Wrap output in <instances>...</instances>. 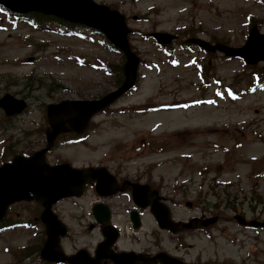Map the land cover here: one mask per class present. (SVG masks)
Listing matches in <instances>:
<instances>
[{"label": "rangeland", "instance_id": "374dc122", "mask_svg": "<svg viewBox=\"0 0 264 264\" xmlns=\"http://www.w3.org/2000/svg\"><path fill=\"white\" fill-rule=\"evenodd\" d=\"M120 8L143 16V20L131 16L128 20L133 29L130 42L141 58L138 87L95 118L85 143L60 141L49 155L50 162L69 158L78 165L95 164L101 155L123 154L126 144L135 148L147 141L148 134L160 138L173 134L170 144L164 139L157 145L161 151L140 148L118 160L125 159L129 172L147 169L155 177H164L168 194L175 190L174 181L185 180L180 196L203 200L207 211L217 212L213 206L222 210L228 205V216L242 209L264 220V60L258 59L257 64L252 60L249 65L220 52L209 55L179 46L167 56L148 34L162 30L177 34L178 42L196 36L240 47L246 45L254 25L264 34V0H125ZM40 21L42 28L35 29L10 21L0 11V97L10 92L29 103L27 111L15 118H7L0 108V161L8 143L16 151L43 146L48 103L97 99L115 89L119 75H113L125 61L120 52L105 46L102 35L83 31L67 37L44 30L54 25ZM253 44L256 52L264 54L263 42ZM109 62L112 75L105 69ZM157 104L183 107L166 110L159 106L140 112ZM31 206L19 203L13 211L20 212L23 220L32 216L28 213ZM56 209L64 220V202ZM177 211L180 216L192 214L185 205ZM67 220L72 226L68 248L93 242L95 232L88 234L76 221ZM225 225L230 235L239 230L221 221L213 230V241L197 233L188 240L194 243L191 256L201 253L206 260L264 264V228L258 233L244 231L232 241L220 234ZM39 232V226L0 232V264H43L36 257L24 259V246L37 239ZM155 237L161 234L156 231ZM147 238L152 239L151 234Z\"/></svg>", "mask_w": 264, "mask_h": 264}, {"label": "water", "instance_id": "95a60500", "mask_svg": "<svg viewBox=\"0 0 264 264\" xmlns=\"http://www.w3.org/2000/svg\"><path fill=\"white\" fill-rule=\"evenodd\" d=\"M0 4L13 12H41L49 16H58L70 21L81 23L102 31L126 56V80L116 91L99 100H64L47 106V120L52 127L48 133V144L31 157L16 156L12 162L0 166V220L5 216L8 205L27 199L38 200L43 204L53 202L69 195H79L84 183L92 174V169H75L69 164L52 166L46 160V151L52 146L55 137L68 124L74 130L81 132L87 128L91 116L112 103L116 98L131 88L136 82L139 58L132 52L129 41V29L125 16L106 5H99L92 0H0ZM160 41L168 42L171 35L155 33ZM257 31L251 32L249 43L255 40ZM203 46L215 50L219 48L229 55H244L247 60L257 61L264 56L253 57L254 54L246 47L241 49L227 48L223 45L212 46L208 42L197 40ZM0 105L8 114L20 112L25 107V101L6 95L0 100ZM49 213V209L47 210ZM49 239L43 249L47 259L61 260L57 255L58 230L55 219L47 215Z\"/></svg>", "mask_w": 264, "mask_h": 264}, {"label": "flooded vegetation", "instance_id": "af4514ba", "mask_svg": "<svg viewBox=\"0 0 264 264\" xmlns=\"http://www.w3.org/2000/svg\"><path fill=\"white\" fill-rule=\"evenodd\" d=\"M105 1H108L112 6L117 5L115 2L113 3V0ZM101 160L102 162L97 164V166H105L108 168L109 172H100L96 180L88 184L87 191L83 196L84 200L82 202L64 201L65 223H69L67 220V217H69L73 221L77 220L78 223H76L79 227L83 229L89 228L90 231L96 232L94 241L91 243L86 242L83 245L86 248L88 247L92 251V254L97 250L98 246L105 241V236L103 235L104 225L111 223L117 227H123L131 225V220L134 218L137 223L141 225L144 239L139 237L128 238L127 241H118V239L116 243L113 242L109 248L114 252H128L132 256H136V258L131 260L130 264H149L142 258L143 256L168 250L164 248V238H153L149 241L146 237L149 230L147 226H157L156 216L165 217V206L170 210L171 217L176 221L186 222L192 218H204L208 216H221L224 221H231L222 214H210L205 212L202 205L196 200L191 202L193 204L192 208H190L193 209L191 215L178 217L177 208L182 206V199H180V195L177 194L179 202L176 203L174 201L177 197L172 198L170 195H166V181L164 177H155L147 169L129 172L125 167V159L115 161L104 158ZM180 172L183 173L184 171ZM178 190L180 191V189ZM75 209H77V211H74ZM54 210L58 214L57 209L55 208ZM68 211H70V213H68ZM41 212L42 208L35 204V207L32 208L35 220L39 219ZM237 214L248 217L249 219H257L259 217L257 213H249L247 210L242 209L237 210ZM225 218L227 219L225 220ZM104 219H107V222L102 224L101 222L104 221ZM199 231L203 230L200 229ZM195 233L196 230H183L177 234L168 232V235L170 234L178 244L176 248L170 249L168 252L173 255H179L176 251L180 248V244L189 240ZM65 240H67V237L64 239V250L67 249L69 252L73 253L78 250L75 246L68 248L70 243H65ZM191 246L192 244H189L190 248ZM133 251L135 255L131 253ZM186 255H188V252L179 256L186 261H197L196 257L188 259ZM103 264H113V262L104 261ZM157 264L163 263L158 261Z\"/></svg>", "mask_w": 264, "mask_h": 264}, {"label": "trees", "instance_id": "16d2710c", "mask_svg": "<svg viewBox=\"0 0 264 264\" xmlns=\"http://www.w3.org/2000/svg\"><path fill=\"white\" fill-rule=\"evenodd\" d=\"M120 81H121V80H120ZM120 81H119V82H120Z\"/></svg>", "mask_w": 264, "mask_h": 264}]
</instances>
